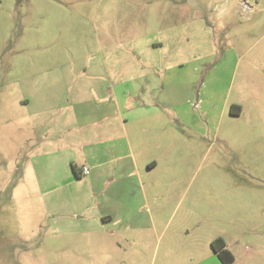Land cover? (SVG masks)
<instances>
[{"label": "rangeland", "instance_id": "obj_1", "mask_svg": "<svg viewBox=\"0 0 264 264\" xmlns=\"http://www.w3.org/2000/svg\"><path fill=\"white\" fill-rule=\"evenodd\" d=\"M128 81L151 92L120 104L160 109L135 161L159 166L116 180L136 191L112 234L57 232L73 186H38L34 156L74 132L72 86ZM214 238L264 264V0H0V264H220Z\"/></svg>", "mask_w": 264, "mask_h": 264}, {"label": "crops", "instance_id": "obj_2", "mask_svg": "<svg viewBox=\"0 0 264 264\" xmlns=\"http://www.w3.org/2000/svg\"><path fill=\"white\" fill-rule=\"evenodd\" d=\"M133 91L129 81L110 83L109 88L102 90L85 91L79 86L71 87L70 100L65 102V107L73 117L68 122L74 124V132L56 136L55 140H50V135H44L40 151L34 156L35 168L34 164L31 166L39 172L37 185L48 187L50 193L56 188L73 186V192H69L66 197L58 193L50 197L52 206L53 203L62 208L70 204L72 206L71 214L48 215L45 223L51 229L57 232L70 231V236L82 235L85 238L104 236L110 231L112 234L114 231H108V228L114 219L118 220V213L126 203H131L132 193L136 191L133 186L117 188L116 180L134 177L142 186L140 178L153 174L158 168L159 159L155 157L135 161L137 149L151 146V140L139 141L135 137L142 138L147 126L146 115L160 109L152 101H147V104L152 105L142 106H135L130 100L120 104L116 98L118 93L130 92L138 98L150 94L151 86L148 83L144 87L135 86ZM24 102L27 103V100ZM65 107L55 109L63 114ZM113 118H117L120 123L113 122ZM64 121L60 122L61 126ZM73 165L79 174L78 178L72 171ZM83 169H87L88 174H83ZM27 171H30L29 166Z\"/></svg>", "mask_w": 264, "mask_h": 264}, {"label": "trees", "instance_id": "obj_3", "mask_svg": "<svg viewBox=\"0 0 264 264\" xmlns=\"http://www.w3.org/2000/svg\"><path fill=\"white\" fill-rule=\"evenodd\" d=\"M230 114L238 115L240 112L239 107L236 105L231 106ZM72 171L75 173V177H79L74 165L72 166ZM227 244L222 238H214L210 242V249L216 255L217 259L221 262L220 264H232L235 262V257L233 253L226 247Z\"/></svg>", "mask_w": 264, "mask_h": 264}, {"label": "built area", "instance_id": "obj_4", "mask_svg": "<svg viewBox=\"0 0 264 264\" xmlns=\"http://www.w3.org/2000/svg\"><path fill=\"white\" fill-rule=\"evenodd\" d=\"M82 172H83V174H85V175L88 174V170H87V169H83Z\"/></svg>", "mask_w": 264, "mask_h": 264}]
</instances>
